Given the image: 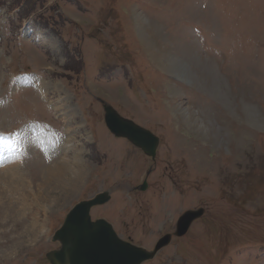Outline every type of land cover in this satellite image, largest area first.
<instances>
[{
  "label": "rangeland",
  "instance_id": "374dc122",
  "mask_svg": "<svg viewBox=\"0 0 264 264\" xmlns=\"http://www.w3.org/2000/svg\"><path fill=\"white\" fill-rule=\"evenodd\" d=\"M105 106L160 138L156 162ZM0 133L28 157L0 170V264H51L67 213L100 193L92 219L149 251L199 214L143 264H264V0H0Z\"/></svg>",
  "mask_w": 264,
  "mask_h": 264
},
{
  "label": "water",
  "instance_id": "95a60500",
  "mask_svg": "<svg viewBox=\"0 0 264 264\" xmlns=\"http://www.w3.org/2000/svg\"><path fill=\"white\" fill-rule=\"evenodd\" d=\"M104 110L105 122L115 136L126 137L142 148L148 156H155L159 142L156 136L120 116L113 107L105 106ZM108 200L107 194L101 195L94 201L78 205L68 215L63 228L55 236V240H59L63 248L47 255L53 264H141L151 257L141 249L118 240L105 222L91 223L89 217L91 206ZM197 217L199 214L190 212L185 214L178 222L177 235L186 233L191 222ZM169 240V236L164 237L157 249L167 244Z\"/></svg>",
  "mask_w": 264,
  "mask_h": 264
},
{
  "label": "bare ground",
  "instance_id": "6f19581e",
  "mask_svg": "<svg viewBox=\"0 0 264 264\" xmlns=\"http://www.w3.org/2000/svg\"><path fill=\"white\" fill-rule=\"evenodd\" d=\"M105 115V114H104ZM30 133H32V134H34V132L32 131V129H29L28 130ZM35 135V134H34ZM1 141V140H0ZM10 161L11 160H14L13 158H11V159H9ZM75 161L77 162V164H76V168H77V170H78V177H77V179L75 180V182L76 183H79L80 182V180H81V178H82V176H83V174H84V169L81 167V163L79 162V160H78V158L77 157H75ZM12 162V161H11ZM11 162H10V164H11ZM9 164V163H8ZM15 165V164H14ZM12 166V165H11ZM16 166H17V164H16ZM59 169H61L62 171H64V168L61 166V167H59L57 170H59ZM52 171V173L55 171V170H51ZM109 203V202H108ZM106 205V204H105ZM94 208H92V210H93ZM33 226L35 227V229L33 230L34 232L37 230V227L39 226V224H37V223H34L33 224Z\"/></svg>",
  "mask_w": 264,
  "mask_h": 264
}]
</instances>
